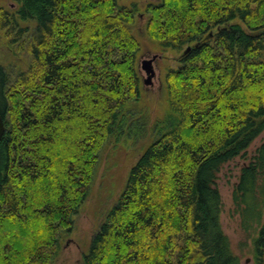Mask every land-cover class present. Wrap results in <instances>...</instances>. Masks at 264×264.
I'll list each match as a JSON object with an SVG mask.
<instances>
[{"label":"trees","instance_id":"obj_1","mask_svg":"<svg viewBox=\"0 0 264 264\" xmlns=\"http://www.w3.org/2000/svg\"><path fill=\"white\" fill-rule=\"evenodd\" d=\"M139 11L119 0L0 5V39L28 35L31 56L14 80L0 65V264H54L73 230L101 150L142 99ZM146 12L147 36L183 50L164 74L167 121L82 264H241L218 180L264 132V0H158ZM233 200L264 264V140Z\"/></svg>","mask_w":264,"mask_h":264},{"label":"rangeland","instance_id":"obj_2","mask_svg":"<svg viewBox=\"0 0 264 264\" xmlns=\"http://www.w3.org/2000/svg\"><path fill=\"white\" fill-rule=\"evenodd\" d=\"M158 0H119L120 4L136 3L139 14L133 29L140 43L138 68L142 79V99L129 105L121 127L112 133L100 152L91 189L78 213L73 215L72 231H64L59 243L54 264H82L83 256L89 251L93 235L104 221L106 213L122 192L131 167L159 134V124L166 123L169 113L164 74L168 67L178 66L181 51L152 41L146 33L148 14L146 7ZM0 5L15 10L18 0H0ZM22 27H33L32 21L21 23ZM28 35L15 37L3 33L0 39V65L8 71L11 80L28 68L31 56L28 51ZM152 59L155 75L146 83L147 73L143 61ZM155 134V135H154ZM264 140V132L247 149L246 154L225 164L218 180L224 210L222 226L232 242L234 251L241 256V264H254L252 240L256 228L245 229L242 215L236 208L233 192L238 183L242 166L249 162L257 147Z\"/></svg>","mask_w":264,"mask_h":264},{"label":"water","instance_id":"obj_3","mask_svg":"<svg viewBox=\"0 0 264 264\" xmlns=\"http://www.w3.org/2000/svg\"><path fill=\"white\" fill-rule=\"evenodd\" d=\"M142 68L146 71L147 73V79L145 80L146 83L151 82L152 78L155 75V70L152 65V59H146L143 61V66ZM6 127H5V122H4V117L0 113V142L5 134Z\"/></svg>","mask_w":264,"mask_h":264}]
</instances>
